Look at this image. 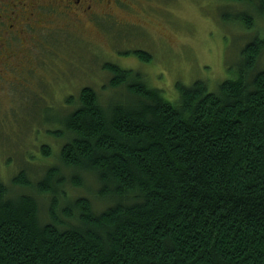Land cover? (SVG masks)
I'll return each instance as SVG.
<instances>
[{
    "label": "trees",
    "instance_id": "obj_1",
    "mask_svg": "<svg viewBox=\"0 0 264 264\" xmlns=\"http://www.w3.org/2000/svg\"><path fill=\"white\" fill-rule=\"evenodd\" d=\"M229 4L247 28L264 19V0ZM258 24L235 75L213 90L177 82L170 100L142 72L104 61L115 94L104 101L84 86L67 97L48 119L59 144L33 141L38 175L0 178V264H264Z\"/></svg>",
    "mask_w": 264,
    "mask_h": 264
},
{
    "label": "rangeland",
    "instance_id": "obj_2",
    "mask_svg": "<svg viewBox=\"0 0 264 264\" xmlns=\"http://www.w3.org/2000/svg\"><path fill=\"white\" fill-rule=\"evenodd\" d=\"M229 2L123 0L112 15L100 16L97 23L86 22L79 29L67 28L66 34L53 39L51 64L44 67L46 72L41 67V80H32L26 89L6 82L1 90L2 181L8 183L20 169L31 178L38 175L45 160L40 146L33 141L39 145L59 144L49 132L57 127H52L48 119L73 103H67V97H76L84 86L92 87L102 100L115 94V89L105 86L109 74L102 68L104 61L142 72L170 100L178 95L177 82L189 85L201 80L213 90L223 79L233 77L243 43L260 29L258 23L264 19L256 18L250 28L234 22L238 15ZM242 7L253 13L249 6H236ZM223 15L229 21H224ZM134 49L148 52L149 60H142ZM256 65L264 69V54ZM86 185L95 189L89 176ZM72 192L87 195L79 188ZM39 203L42 207L40 200Z\"/></svg>",
    "mask_w": 264,
    "mask_h": 264
},
{
    "label": "flooded vegetation",
    "instance_id": "obj_3",
    "mask_svg": "<svg viewBox=\"0 0 264 264\" xmlns=\"http://www.w3.org/2000/svg\"><path fill=\"white\" fill-rule=\"evenodd\" d=\"M119 3L123 0H0V93L6 82L26 89L41 80V67L51 64L53 39L112 15Z\"/></svg>",
    "mask_w": 264,
    "mask_h": 264
}]
</instances>
